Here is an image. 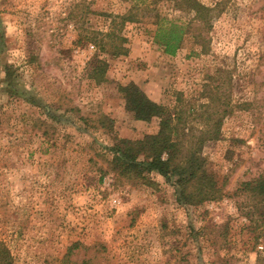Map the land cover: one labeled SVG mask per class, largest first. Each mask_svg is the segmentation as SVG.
I'll return each mask as SVG.
<instances>
[{
    "label": "rangeland",
    "instance_id": "374dc122",
    "mask_svg": "<svg viewBox=\"0 0 264 264\" xmlns=\"http://www.w3.org/2000/svg\"><path fill=\"white\" fill-rule=\"evenodd\" d=\"M197 1L0 0V264H264V222L241 190L264 174V0ZM172 21L186 30L175 55L156 39ZM119 31L126 55L110 54L115 37L108 51L80 40ZM130 82L186 131L226 113L202 149L221 197L188 204L161 174L111 168L117 138L159 130L127 110Z\"/></svg>",
    "mask_w": 264,
    "mask_h": 264
},
{
    "label": "trees",
    "instance_id": "16d2710c",
    "mask_svg": "<svg viewBox=\"0 0 264 264\" xmlns=\"http://www.w3.org/2000/svg\"><path fill=\"white\" fill-rule=\"evenodd\" d=\"M189 7L198 10L197 0H181ZM120 19V29L126 21H135L132 12L114 15ZM163 20V18L161 19ZM185 27L177 22L160 24L156 31V39L164 48V52L175 55L185 38ZM113 38L109 45L113 56L126 55L129 48L125 46L128 38L112 32L104 33L101 38L96 35H84L82 41L94 42L100 51H108L106 39ZM198 41V36H196ZM108 63L96 54L92 60L91 76L97 82L105 80ZM125 98L127 110L134 114L137 120L146 122L154 118L159 119V130L156 133L146 134L141 139L117 138L110 147L112 159L111 168L120 175L129 178L147 180V174L156 172L161 174L167 182L177 189L178 200L188 204H200L208 199L221 197V189L206 166V158L202 155L205 142L219 139L221 130L219 125L226 117V113L216 114L214 128L206 127L198 132L186 131L183 125L184 117L179 113L171 112L167 106L150 98L135 82L119 87ZM209 117V115H208ZM109 121H112L109 119ZM241 190L250 197L252 211L258 213V222H264V174L257 178L242 182ZM0 257L6 261L10 257V250L0 246Z\"/></svg>",
    "mask_w": 264,
    "mask_h": 264
}]
</instances>
